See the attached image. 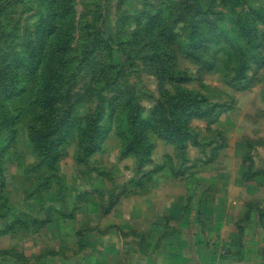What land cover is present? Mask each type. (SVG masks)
I'll return each instance as SVG.
<instances>
[{"label":"rangeland","instance_id":"rangeland-1","mask_svg":"<svg viewBox=\"0 0 264 264\" xmlns=\"http://www.w3.org/2000/svg\"><path fill=\"white\" fill-rule=\"evenodd\" d=\"M262 6L0 0V77L9 76L0 86V264H136L140 252L172 264L185 232L207 242L205 264L215 253L264 264V21L255 20L244 78L235 77L242 56L233 44L246 37L244 13ZM212 24L230 35L194 56L173 39ZM177 90L216 108L192 117L185 144L148 129L149 154L128 151L120 125L135 102L167 108ZM95 119L105 129L88 152L81 135L88 145ZM40 131L54 143L49 157Z\"/></svg>","mask_w":264,"mask_h":264},{"label":"trees","instance_id":"trees-1","mask_svg":"<svg viewBox=\"0 0 264 264\" xmlns=\"http://www.w3.org/2000/svg\"><path fill=\"white\" fill-rule=\"evenodd\" d=\"M261 19L264 21V7L252 8L244 13L242 17L241 29L246 37L243 39H236L233 44L235 45L237 52L242 56L239 58L238 67L236 69V76L239 78H244L247 75L246 69L250 65V60L253 58L254 54L257 53V34L254 27L256 19ZM215 25V24H214ZM213 24L209 27L207 32H199L195 29L189 37H185L180 34L173 36V39L177 40L186 53L189 55H196L197 49L209 46L211 44H216L221 42L225 37L230 35V31L225 28H218ZM239 38V37H237ZM247 41L248 46L244 43ZM8 75H3L0 77V86H5L8 83ZM16 76H12L10 80L11 87L8 89L10 94L17 91L15 84ZM53 83L51 79H48L47 88L49 93L45 103L47 108L48 104L51 102V90ZM50 96V97H49ZM171 98H166L165 102L168 103V107L164 108L160 104L155 105L149 111L145 110L140 103L135 102V104L129 110L128 119L125 124L120 125V130L124 136V143L127 146L128 151H136L141 154V149L145 148V154H149V148L145 146L146 134L148 129H154L156 133L159 134L164 139L178 142L180 144H185L188 139L192 136L190 131V120L194 116H204L215 110V105L207 101L204 97L200 95H195L187 90H177ZM7 98V93H6ZM95 118V115H93ZM97 119L93 122L94 128L91 135V140L88 141V145L85 144L87 130L82 132V145L84 149L91 152L97 148V144L101 134L104 132V125H100L98 128ZM44 131V130H43ZM42 131V132H43ZM40 131L38 133V145L42 153L49 157L53 154L54 143H48V137L44 136ZM89 138V137H88ZM145 158L141 159V164H144Z\"/></svg>","mask_w":264,"mask_h":264},{"label":"crops","instance_id":"crops-1","mask_svg":"<svg viewBox=\"0 0 264 264\" xmlns=\"http://www.w3.org/2000/svg\"><path fill=\"white\" fill-rule=\"evenodd\" d=\"M262 212L264 213V211H262ZM263 217H264V214H263ZM194 224L198 225L197 223H192V221L189 220V222L187 224L188 230L192 231L193 228H191V226ZM262 226L264 227V220L262 222ZM195 231L196 230L193 229L192 232H195ZM184 234H185V236L179 237L180 239H179L178 245H176L177 250H178L177 256L174 258V261L172 264H194L195 261H197V262H195L197 264L200 262L202 264H205V261L203 259H204V249L207 246L206 245L207 242L203 241V240L200 241V239H195L193 237H190L188 232H185ZM262 242H264V241H262ZM142 257H145V256L140 252V255L137 258L136 264H153V262L152 263L145 262L144 261L145 258H143L141 260ZM221 257H223V258H221ZM235 258H236V256L234 255V253H229L228 255L215 253L214 257H213V261H214L213 264H223L224 262H225V264H235V263H232V261H235ZM35 262H36V264H44L43 259L38 261V257L35 259ZM22 264H25V263H22ZM26 264H28V262ZM89 264H127V263H125V262L120 263L118 261V258H105L102 256L100 258V261H96V259H95L94 262L91 261Z\"/></svg>","mask_w":264,"mask_h":264}]
</instances>
